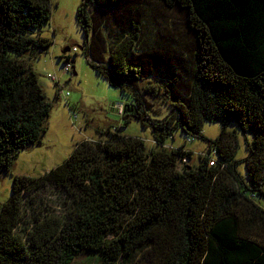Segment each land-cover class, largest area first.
Returning a JSON list of instances; mask_svg holds the SVG:
<instances>
[{"label":"trees","instance_id":"obj_1","mask_svg":"<svg viewBox=\"0 0 264 264\" xmlns=\"http://www.w3.org/2000/svg\"><path fill=\"white\" fill-rule=\"evenodd\" d=\"M50 8L0 0V175L45 131L51 104L29 62L50 47L41 34ZM165 13L177 18V40ZM76 22L86 64L130 100L123 127H149L156 148L106 132L43 175H13L0 264H71L80 254H95L93 264H264V209L253 201L264 198V0H81ZM153 100L169 108L161 119ZM203 122L219 123L217 137L202 135ZM231 123L250 135L240 161ZM178 130L204 141L196 166L184 144L163 147ZM45 189L62 199L60 212L26 217Z\"/></svg>","mask_w":264,"mask_h":264},{"label":"rangeland","instance_id":"obj_2","mask_svg":"<svg viewBox=\"0 0 264 264\" xmlns=\"http://www.w3.org/2000/svg\"><path fill=\"white\" fill-rule=\"evenodd\" d=\"M80 3L81 0H51L50 19L43 26L41 33L51 42L50 47L40 57L29 62L46 101L51 104V109L45 119V131L39 144L20 151L12 162L10 172L0 175V204L10 196L13 175L32 178L43 175L61 164L73 147L83 140L107 139L109 135L105 134L106 132L117 131L122 135L142 140L147 152L156 148L149 127L141 126L137 120H131L123 127V111L121 113L118 106L129 104V98L120 94L86 64L80 50L83 34L76 22V10ZM163 19L164 23H169L165 34L177 40V18L165 13ZM67 47H76L77 51L63 54L62 51ZM62 55L68 56L69 63H73L71 66L75 75L71 74L72 67L68 72L64 71L65 56ZM152 104L156 112L152 115L153 118L161 119L169 111L166 104L157 100H153ZM219 130L220 125L217 122H203L201 127V133L207 139L217 137ZM227 130H235L237 148L234 159L240 161L247 155L245 140L249 141L250 135L241 133L233 123L228 124ZM185 138L189 141L185 142ZM182 144L185 150L192 152L191 160L185 163L187 165L196 166L198 157L207 153L203 140L185 136L179 130L173 133L172 139L164 141L163 147L170 150ZM183 164L179 163L178 166L182 167ZM236 170L248 185L243 162L238 163ZM34 200L32 209L25 212L26 217L31 216L32 211L41 214L60 212L62 199L51 189L41 191ZM253 201L264 209V198L255 195ZM94 259L95 254H80L71 264H93Z\"/></svg>","mask_w":264,"mask_h":264},{"label":"built area","instance_id":"obj_3","mask_svg":"<svg viewBox=\"0 0 264 264\" xmlns=\"http://www.w3.org/2000/svg\"><path fill=\"white\" fill-rule=\"evenodd\" d=\"M70 51H71L72 53H75V52L77 51V48H76V47H72V48L70 49ZM63 69H64L65 72H68V71L71 69V64L69 63V61H67V60L64 61V63H63ZM118 107L120 108V112L122 113V111H123V107H122L121 105L118 106ZM208 165H209V166H212V165H213V161H209V162H208Z\"/></svg>","mask_w":264,"mask_h":264},{"label":"water","instance_id":"obj_4","mask_svg":"<svg viewBox=\"0 0 264 264\" xmlns=\"http://www.w3.org/2000/svg\"><path fill=\"white\" fill-rule=\"evenodd\" d=\"M67 52V49L63 50L62 53H66Z\"/></svg>","mask_w":264,"mask_h":264}]
</instances>
